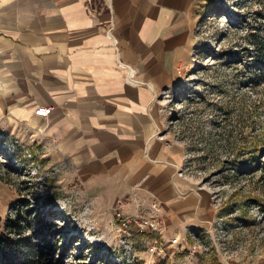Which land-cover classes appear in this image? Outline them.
<instances>
[{"label":"rangeland","instance_id":"obj_1","mask_svg":"<svg viewBox=\"0 0 264 264\" xmlns=\"http://www.w3.org/2000/svg\"><path fill=\"white\" fill-rule=\"evenodd\" d=\"M200 4L189 61L160 99L180 179L203 203L178 218L157 202L127 214L0 125V234L20 212L44 264H264V0Z\"/></svg>","mask_w":264,"mask_h":264},{"label":"crops","instance_id":"obj_2","mask_svg":"<svg viewBox=\"0 0 264 264\" xmlns=\"http://www.w3.org/2000/svg\"><path fill=\"white\" fill-rule=\"evenodd\" d=\"M200 3L0 0L2 129L47 148L97 202L190 213L203 197L180 179L160 96L189 61Z\"/></svg>","mask_w":264,"mask_h":264},{"label":"trees","instance_id":"obj_3","mask_svg":"<svg viewBox=\"0 0 264 264\" xmlns=\"http://www.w3.org/2000/svg\"><path fill=\"white\" fill-rule=\"evenodd\" d=\"M21 224L20 212H17L14 220L11 218L6 220L3 232L0 234V264H44L41 263V253L23 236Z\"/></svg>","mask_w":264,"mask_h":264},{"label":"built area","instance_id":"obj_4","mask_svg":"<svg viewBox=\"0 0 264 264\" xmlns=\"http://www.w3.org/2000/svg\"><path fill=\"white\" fill-rule=\"evenodd\" d=\"M53 109L50 107H41L39 109L36 110V115L40 118H46L48 117L51 113H52ZM154 209H156V206L154 207ZM162 221L161 220H156L153 223L150 224V226L154 229V230H159L161 227Z\"/></svg>","mask_w":264,"mask_h":264}]
</instances>
